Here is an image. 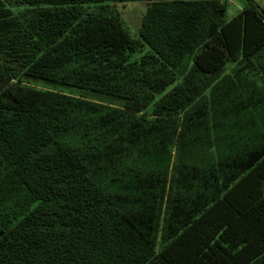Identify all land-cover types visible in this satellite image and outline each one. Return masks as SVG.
<instances>
[{"label": "trees", "instance_id": "1", "mask_svg": "<svg viewBox=\"0 0 264 264\" xmlns=\"http://www.w3.org/2000/svg\"><path fill=\"white\" fill-rule=\"evenodd\" d=\"M226 9L0 0V264H264V17Z\"/></svg>", "mask_w": 264, "mask_h": 264}, {"label": "rangeland", "instance_id": "2", "mask_svg": "<svg viewBox=\"0 0 264 264\" xmlns=\"http://www.w3.org/2000/svg\"><path fill=\"white\" fill-rule=\"evenodd\" d=\"M227 1V9H226V20H230L234 17L245 5L246 0H226ZM252 2L259 7H264V0H252ZM147 5L138 2V3H128L124 6L119 5L117 7V12L120 19L123 22V27L129 32L131 37L137 38V33L139 29V24L142 16L146 11ZM139 56L134 55L130 58V60L135 59ZM21 85L26 87H30L39 91H50L55 93H61L73 97H82L85 99H91V95L88 91L80 90L73 87H63L57 86L53 84H48L43 80H30V79H22ZM172 87H167L166 90H169Z\"/></svg>", "mask_w": 264, "mask_h": 264}, {"label": "snow or ice", "instance_id": "3", "mask_svg": "<svg viewBox=\"0 0 264 264\" xmlns=\"http://www.w3.org/2000/svg\"><path fill=\"white\" fill-rule=\"evenodd\" d=\"M261 11L264 12V7L261 8ZM264 179V177H262ZM261 212L264 213V208L261 209ZM219 232V238H216V233ZM212 243L217 245V248H209L207 244H205L202 248V251H206L208 255H216L218 250L222 251L224 248H227L229 251L232 248H244L245 250L248 249L253 243V239L250 235H244L242 232L226 229L223 225H220L219 228L213 229V234L208 237ZM223 244V248L220 245ZM259 244L261 250L264 251V234H261L259 237ZM231 245V248L228 246ZM163 264H167V260L161 257Z\"/></svg>", "mask_w": 264, "mask_h": 264}, {"label": "water", "instance_id": "4", "mask_svg": "<svg viewBox=\"0 0 264 264\" xmlns=\"http://www.w3.org/2000/svg\"><path fill=\"white\" fill-rule=\"evenodd\" d=\"M263 1V0H262ZM257 11L264 17V12L261 11V7L256 6Z\"/></svg>", "mask_w": 264, "mask_h": 264}]
</instances>
